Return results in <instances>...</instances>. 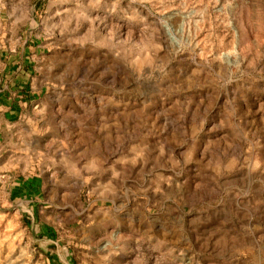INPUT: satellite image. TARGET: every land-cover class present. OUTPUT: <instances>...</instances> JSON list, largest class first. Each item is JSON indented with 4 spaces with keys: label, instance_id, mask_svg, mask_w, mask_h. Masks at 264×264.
Returning a JSON list of instances; mask_svg holds the SVG:
<instances>
[{
    "label": "rangeland",
    "instance_id": "1",
    "mask_svg": "<svg viewBox=\"0 0 264 264\" xmlns=\"http://www.w3.org/2000/svg\"><path fill=\"white\" fill-rule=\"evenodd\" d=\"M0 82V264H264V0H1Z\"/></svg>",
    "mask_w": 264,
    "mask_h": 264
},
{
    "label": "crops",
    "instance_id": "2",
    "mask_svg": "<svg viewBox=\"0 0 264 264\" xmlns=\"http://www.w3.org/2000/svg\"><path fill=\"white\" fill-rule=\"evenodd\" d=\"M9 89L8 84H1L0 82V128L1 135L5 133V131H9L8 129L12 128V117L18 115V111L15 107L17 101L21 103V101L10 99L6 96L7 90ZM28 102V100H24Z\"/></svg>",
    "mask_w": 264,
    "mask_h": 264
},
{
    "label": "built area",
    "instance_id": "3",
    "mask_svg": "<svg viewBox=\"0 0 264 264\" xmlns=\"http://www.w3.org/2000/svg\"><path fill=\"white\" fill-rule=\"evenodd\" d=\"M0 2H1V0H0Z\"/></svg>",
    "mask_w": 264,
    "mask_h": 264
}]
</instances>
